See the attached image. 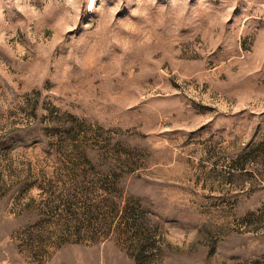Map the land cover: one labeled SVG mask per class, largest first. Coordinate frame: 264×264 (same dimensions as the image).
<instances>
[{"label": "rangeland", "instance_id": "374dc122", "mask_svg": "<svg viewBox=\"0 0 264 264\" xmlns=\"http://www.w3.org/2000/svg\"><path fill=\"white\" fill-rule=\"evenodd\" d=\"M264 264V0H0V264Z\"/></svg>", "mask_w": 264, "mask_h": 264}, {"label": "trees", "instance_id": "16d2710c", "mask_svg": "<svg viewBox=\"0 0 264 264\" xmlns=\"http://www.w3.org/2000/svg\"><path fill=\"white\" fill-rule=\"evenodd\" d=\"M138 264H139V262H138Z\"/></svg>", "mask_w": 264, "mask_h": 264}]
</instances>
